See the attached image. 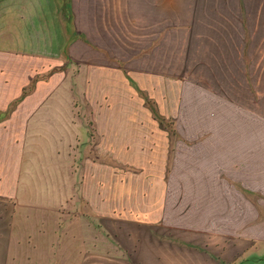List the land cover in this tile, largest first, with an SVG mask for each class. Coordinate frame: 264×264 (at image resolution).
Instances as JSON below:
<instances>
[{
  "label": "crops",
  "instance_id": "obj_1",
  "mask_svg": "<svg viewBox=\"0 0 264 264\" xmlns=\"http://www.w3.org/2000/svg\"><path fill=\"white\" fill-rule=\"evenodd\" d=\"M66 66L174 83L175 113L186 118L173 152L183 165L152 181V217L136 222L185 238H158L151 250L136 241L105 253L104 264H261L264 0H0V264L58 255L63 264L59 216L79 203V180L88 183L74 170L81 146L97 141L110 159L137 138L127 123L104 122L97 140L73 123L74 107L57 102L60 73L37 78ZM73 146L70 160L64 147ZM111 179L109 170L110 210ZM193 211L194 223L185 218Z\"/></svg>",
  "mask_w": 264,
  "mask_h": 264
},
{
  "label": "rangeland",
  "instance_id": "obj_2",
  "mask_svg": "<svg viewBox=\"0 0 264 264\" xmlns=\"http://www.w3.org/2000/svg\"><path fill=\"white\" fill-rule=\"evenodd\" d=\"M54 72L61 75L57 90L63 93L57 102L62 107H74L73 123L81 124V128L87 129L92 138L97 140L103 134L104 122L116 125L127 123L143 129L138 131L135 126L129 127L137 138H133L134 141L127 147V155L123 157L118 147H112V155L108 159L104 156L106 149L100 147L97 141L93 147L81 146L74 170L78 176L86 174L88 183L86 185L79 180L78 195L73 196L79 203H67L63 207V215L59 216L63 220L64 235L57 249L64 252L63 264H104L105 253L126 248L132 250L136 248V241L139 248L151 250L153 241L157 242L158 238L165 244L171 238L172 242L177 241V237L185 238L179 230H158L156 225L145 228L136 223L152 217L149 211L152 181L158 174L161 176L177 167L178 162L183 165L180 163L182 159L174 162L173 154L175 142L183 139L184 134L179 128L186 119L183 114L175 113L176 84H152L124 72L75 66L49 68L47 73L37 78L47 79ZM36 81L26 90L31 91ZM64 148V152L69 149L67 153L72 160V151H76L77 147ZM109 170L112 176V210L107 203L109 187L104 186ZM120 196L125 198L124 202ZM172 197L177 200L179 196ZM120 200L123 209L117 210ZM173 212L167 217L175 218L176 212ZM189 214L185 218L194 223L191 214L197 215L198 212ZM121 217L128 221L122 225L114 221ZM197 243L200 244L199 241ZM87 252L96 254V257H88ZM56 261L60 263L59 255L58 259L53 258L51 264H56ZM259 262L264 264V259Z\"/></svg>",
  "mask_w": 264,
  "mask_h": 264
}]
</instances>
